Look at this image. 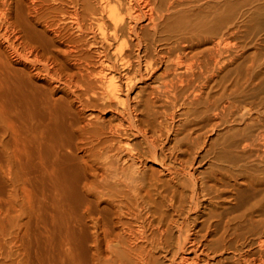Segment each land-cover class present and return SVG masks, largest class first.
<instances>
[{
    "label": "bare ground",
    "instance_id": "obj_1",
    "mask_svg": "<svg viewBox=\"0 0 264 264\" xmlns=\"http://www.w3.org/2000/svg\"><path fill=\"white\" fill-rule=\"evenodd\" d=\"M254 31L264 42V0H0V172H20L18 204L0 199V264H264L236 225L253 234L260 201L222 217L234 171L205 179L176 144L178 116L250 114L242 79L212 92ZM236 147L264 153V133Z\"/></svg>",
    "mask_w": 264,
    "mask_h": 264
},
{
    "label": "rangeland",
    "instance_id": "obj_2",
    "mask_svg": "<svg viewBox=\"0 0 264 264\" xmlns=\"http://www.w3.org/2000/svg\"><path fill=\"white\" fill-rule=\"evenodd\" d=\"M256 36H257L256 31H254L252 33H249L248 35L242 36L244 40L242 39V37L240 38L242 49L239 50V52H237L239 53V55L237 53L236 54L238 56L237 55L235 56V54H231L233 55V57H237V58L235 59L233 58L234 63L232 62L233 64H230L228 66L227 71H226L227 75L224 77L223 81L217 86L218 88L217 87L214 88L212 92L214 95H217L218 93L221 92V89L223 88L224 85H230L232 84V82L236 81L237 79H239L240 81L242 79L243 82H240L242 85V88H241V95L239 97V101L241 102V104L248 105L249 107L251 106L250 114L247 115L246 118L241 123H238L239 121H232V118H230L231 120L228 119V121L230 122H227L223 126L217 125L214 127L213 124H210L204 128H201V126L195 125L194 122L196 120H194L195 118L193 116L188 117L186 119L183 118L182 116H178L177 119H179V122L181 121L179 124L181 126L180 131H182V133L180 134L179 132V134L177 135L176 144L178 145L179 143V146L181 145L180 146V148L182 147L181 150L185 147L190 149L188 150L189 152L188 151L185 152V150H183V153L179 152L178 156L182 160H191V158L194 156L195 157L194 168L197 170L198 173H201L200 175L204 177L205 179L207 178L208 180H210L213 172L217 171V169L220 170V172L222 173L226 171L228 172V174L231 173V170L234 171L232 172L233 176L228 175L224 177L225 180L219 186L220 192H219L218 199L217 197L215 198L216 200L214 201L211 207V209H214L218 213H221L222 217H225L227 214H229L230 216L238 215L242 213V211L245 209L244 207H246L248 203L250 204L251 202H254V201L256 202L260 201V203L258 204L255 210V213L246 212L247 218L249 216H253L254 220L259 222L257 223L259 227L258 226H257L258 228L256 227L257 231L255 230L253 234L248 232L247 226L249 224L247 225V222H244V221L243 223L242 222L237 223L236 225L238 228V233L242 235L240 243L242 244L243 242L244 246H246V247H243V250L249 251L247 253L249 254L251 258H254L256 260H263L264 259V244H263V247H262L263 249H262V248H259L256 244H253V242H254V239H257V237L261 238V240L263 239L262 241H264V203H263L264 202V180H263L264 179V153L260 151L258 148L248 149V151L245 150L246 153L243 152L242 150L240 152L239 151L240 149L236 147L238 142L241 141V139L243 138V136L246 135V136L253 137L254 135L264 133V81H262L264 79L263 77L264 76V68H263L264 67V42L263 40H261V43H258L259 39L258 37L256 38ZM249 65L250 66L252 65L251 66L252 71H255V69L256 70L258 69V71L254 72V74L252 72L253 74L252 77L253 76H257V77H253L252 80L250 79V80L245 81V79H247V76L245 75L244 71ZM190 129L192 130L189 131ZM208 129L210 130L208 131ZM238 129L239 131H237ZM248 129H251V130H248ZM193 130L196 134H200V136L198 135L201 139L200 141L203 142V139L204 141L206 140L205 141L206 143H204L205 145L204 144L200 145V148L198 150L196 149L192 150L194 147H191L192 145L190 143H188L187 145V141L185 140L186 138L185 135H187L189 132H193ZM134 140L135 142L139 141L138 139H134ZM131 142L134 143L133 140H131ZM184 142L186 143V145L184 144ZM234 147L236 148L234 149ZM234 150H237L238 152ZM256 150L259 152H257ZM192 152L195 154H192ZM4 161H5V158H3L2 162ZM2 162H0L1 163L0 167H2ZM241 166L245 167L246 170L247 168H249L248 171L253 173L252 175L256 180L254 186L244 183L245 178L239 177L238 175H236L238 174L235 172L236 168L237 167L240 168ZM11 171H12L11 175H6V173L0 172V176H2V179H0V181L2 180L0 182V188L2 184L6 185L5 189L8 187L6 190L4 188L3 190L2 188L0 189L2 191V192L0 191V197H1L0 199H3V201L1 200L2 203L4 202V199H5L4 203H9V204L11 203L12 206H14L15 203L18 204V202L20 201L19 200L20 199V177H19L20 174H18L20 172H18L19 170L17 168H12ZM1 173L4 175H2ZM16 176L19 178H17ZM229 177L231 179H229ZM258 182H261V184ZM11 193H13L14 195ZM238 194L244 196L242 200L243 204L242 202L238 204V201H236L237 198L235 196H237ZM253 198L256 200H254ZM15 200L16 202L14 203ZM6 201H9V202H6ZM204 211L206 212L207 209H204ZM260 224L262 225L260 226ZM31 228L30 230H33ZM29 233H30L29 237L32 236V232L29 231ZM251 234L255 236L253 237ZM242 237H244L245 239ZM33 239H34L33 236H32V239L30 237L31 241H34ZM254 245H256V247Z\"/></svg>",
    "mask_w": 264,
    "mask_h": 264
}]
</instances>
